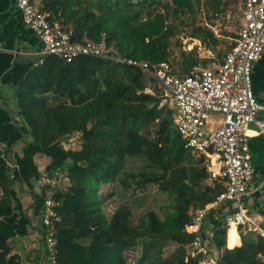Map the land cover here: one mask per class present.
Returning <instances> with one entry per match:
<instances>
[{
    "label": "trees",
    "instance_id": "obj_1",
    "mask_svg": "<svg viewBox=\"0 0 264 264\" xmlns=\"http://www.w3.org/2000/svg\"><path fill=\"white\" fill-rule=\"evenodd\" d=\"M177 3L192 8V1H187V6L183 0ZM139 5L140 0H97L79 11L72 9L70 0H63L57 3L56 10L63 17L56 19L50 14V21L64 26L66 20L72 19L71 30L77 42L105 41L125 57L167 62L155 41L163 29V17L144 21L142 11H134ZM43 9L50 13L51 7ZM147 40L150 42L146 43ZM189 63L192 69L195 64ZM149 83L137 67L89 56L78 57L68 64L50 56L43 65L31 70L24 86L17 89L16 106L24 133L42 150L64 136L82 134V150L72 154L73 163L60 168L68 175L71 186L54 195L60 204L56 210L62 218L56 235L58 264H200L202 261L201 257L187 259L192 238L185 232L181 239L176 235L162 238L161 231L156 229L154 211L147 212L137 224L132 221L130 209L119 208L109 218L101 211L98 192L102 184L119 183L132 196L148 183H160L164 188L167 184L161 182L162 177L146 171H127L126 157L147 156L154 165L167 170L173 158L183 165L186 156H190L175 128L171 111L160 108L154 96L144 93ZM156 122L164 134L163 143L144 135L148 126ZM199 156V163L206 160ZM82 162L86 165H81ZM12 172L6 161L0 159V264H23L12 254L9 241L27 236L32 224L18 196ZM214 184L220 186L217 199L223 188ZM44 197L41 196L42 207ZM218 214L217 219H208L206 223H210L214 234L212 242L223 252L220 264H264L258 258V252L264 249V241L259 237L241 234L242 246L236 248L228 243L227 249L226 214L222 209ZM190 218L185 220L183 228ZM130 229L142 239L139 255L127 253L136 246ZM42 233L45 244L46 231ZM203 237L206 239L204 230ZM166 241L180 245L165 255ZM44 251L47 259L45 246Z\"/></svg>",
    "mask_w": 264,
    "mask_h": 264
},
{
    "label": "built area",
    "instance_id": "obj_2",
    "mask_svg": "<svg viewBox=\"0 0 264 264\" xmlns=\"http://www.w3.org/2000/svg\"><path fill=\"white\" fill-rule=\"evenodd\" d=\"M21 12L24 24L39 38L42 48L35 67L44 64L50 56L71 63L81 56L98 57L116 64L137 67L156 86L160 106L172 113L173 123L186 151L203 155L213 183L222 186L215 203L191 215L184 232L192 244L187 259L211 256L203 230L208 219H217L223 205L227 209V232L236 227L238 234L252 235L264 241V229L249 214L246 201L253 193L256 170L252 163L250 131L264 135V103L257 100L252 82L256 64L264 58V0H238L241 5L240 30L233 47L220 63L212 68H196L185 76L174 75L168 62L153 63L120 54L105 41L77 42L73 31L57 21L39 6L37 0H13ZM145 93L155 94L151 88ZM214 116L220 121L211 124ZM9 152L0 147V159L12 168ZM41 196L45 195L41 225L46 231L47 264H58L57 230L62 221L54 199L58 191L71 186L68 175L60 167L40 172L36 180ZM208 264H219L215 260Z\"/></svg>",
    "mask_w": 264,
    "mask_h": 264
},
{
    "label": "rangeland",
    "instance_id": "obj_3",
    "mask_svg": "<svg viewBox=\"0 0 264 264\" xmlns=\"http://www.w3.org/2000/svg\"><path fill=\"white\" fill-rule=\"evenodd\" d=\"M38 1H40L41 8L51 7L48 10L49 14L56 16V19L63 17L62 12H56L57 3L63 0ZM183 1L185 4L187 1H192V8H184V4H182L183 6L179 5L177 0H140V5L134 10L142 11L144 21L149 18L155 19L159 15L163 17V29L155 38L156 47L178 76H185L190 70L193 71L196 68H212L215 64L220 63L225 54L233 47L234 40L238 36L241 16V5L238 0ZM70 2L72 9L80 11L96 4L97 0H70ZM89 9L100 14L94 7ZM73 22L72 19L66 20V26H64L71 29ZM149 42L150 40L146 41V43ZM191 61L195 64L192 69L189 63ZM148 88H151L155 93H149V95L155 97L161 108V99L156 86L149 83L146 89ZM215 117H212L213 121H217L218 116ZM91 126L90 123L88 127ZM78 135V137L67 138L70 144L64 151L67 165L73 163L72 154L82 150V135ZM144 135H149L154 142H164V134L159 131L158 122L149 125ZM189 154L190 156H186L183 165L177 164L173 158V163L167 170H164L160 165H154L147 156L126 157L125 169L127 171H146L162 177L161 182L167 184L164 188L160 183H148L143 190L133 196L131 192L122 189L119 183L102 184L98 192L102 213L109 218L119 208H127L133 214L132 221L137 224L147 212L154 211L157 217L155 220L156 229L161 231L162 238L176 235L181 239L184 235L185 220L189 219L197 210L206 209L215 203L216 193L220 189V186L218 187L209 178L207 161L199 163V155ZM185 155H188V152ZM81 165H86V163L82 162ZM183 185H187L189 188H184ZM207 227L211 228L210 225ZM130 231L136 246L127 253L130 256L139 255L141 254L142 239L136 235L133 229ZM212 239H214L213 233L210 241L212 248L219 251L220 263V256L223 252L214 245ZM85 243L89 245L90 241ZM163 245V252L168 255V253L174 252L180 243L166 241ZM18 257L20 258V256ZM258 258L264 262V249L258 252Z\"/></svg>",
    "mask_w": 264,
    "mask_h": 264
},
{
    "label": "crops",
    "instance_id": "obj_4",
    "mask_svg": "<svg viewBox=\"0 0 264 264\" xmlns=\"http://www.w3.org/2000/svg\"><path fill=\"white\" fill-rule=\"evenodd\" d=\"M37 2L41 6L40 1L37 0ZM41 48L39 38L24 24L22 14L14 1L0 0V147L9 152L11 163H13L12 179L24 210L30 215L32 222L27 236L9 241L13 254L20 256L23 264H47L41 236L44 230L41 225L43 207L41 194L36 185L37 177L40 172L67 166L64 153L67 146H70L67 138L81 134L77 132L60 138L50 148L42 150L31 137L24 133L23 123L18 117L15 97L17 89L24 86L27 75L35 68L34 63L38 59ZM252 82L257 100L264 103V58L255 65ZM259 119L264 120V112L259 115ZM219 121L220 117L217 121L211 119V124ZM256 129V126H252L250 131V149L256 177L253 184L254 190L246 201V207L249 214L264 229V135H258ZM220 209L227 215L224 205ZM209 225L210 223H206L204 228L211 250V256L207 262L215 260L219 263V251L211 245L210 238L213 232L207 227ZM232 231L233 229H230L227 232V249L228 243L236 248L243 244L238 232L240 243L231 241ZM207 262L201 264H208Z\"/></svg>",
    "mask_w": 264,
    "mask_h": 264
},
{
    "label": "bare ground",
    "instance_id": "obj_5",
    "mask_svg": "<svg viewBox=\"0 0 264 264\" xmlns=\"http://www.w3.org/2000/svg\"><path fill=\"white\" fill-rule=\"evenodd\" d=\"M230 229H233V231L231 232V235H230V239L231 241L235 242V243H240V239H239V236L237 234V231L235 230L236 227H231Z\"/></svg>",
    "mask_w": 264,
    "mask_h": 264
},
{
    "label": "water",
    "instance_id": "obj_6",
    "mask_svg": "<svg viewBox=\"0 0 264 264\" xmlns=\"http://www.w3.org/2000/svg\"><path fill=\"white\" fill-rule=\"evenodd\" d=\"M220 264V263H219Z\"/></svg>",
    "mask_w": 264,
    "mask_h": 264
}]
</instances>
